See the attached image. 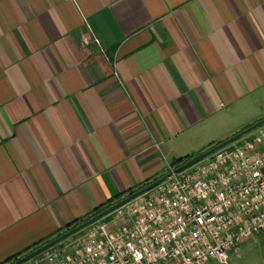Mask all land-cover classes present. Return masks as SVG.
Here are the masks:
<instances>
[{
    "label": "crops",
    "instance_id": "0c3cea01",
    "mask_svg": "<svg viewBox=\"0 0 264 264\" xmlns=\"http://www.w3.org/2000/svg\"><path fill=\"white\" fill-rule=\"evenodd\" d=\"M262 119L264 0H0V264Z\"/></svg>",
    "mask_w": 264,
    "mask_h": 264
},
{
    "label": "built area",
    "instance_id": "2783aa9c",
    "mask_svg": "<svg viewBox=\"0 0 264 264\" xmlns=\"http://www.w3.org/2000/svg\"><path fill=\"white\" fill-rule=\"evenodd\" d=\"M250 134L121 206L110 221L48 249L36 262L229 264L231 253L264 231V125Z\"/></svg>",
    "mask_w": 264,
    "mask_h": 264
},
{
    "label": "water",
    "instance_id": "95a60500",
    "mask_svg": "<svg viewBox=\"0 0 264 264\" xmlns=\"http://www.w3.org/2000/svg\"><path fill=\"white\" fill-rule=\"evenodd\" d=\"M263 125H264V119H262L261 121L251 125L250 127H247L246 129H244V130L240 131L239 133L233 135L232 137L228 138L227 140L223 141L222 143L217 144V145L213 146L212 148H210V149H208V150H206V151H204L198 155L191 157L185 163H183L179 167L173 169L169 173L163 175L159 179H157V180L153 181L152 183L146 185L145 187L141 188L140 190H138L134 193H131L130 195H128L124 199L118 201L116 204L110 206L109 208H107L104 211L96 214L95 216L89 218L88 220L80 223L79 225L73 227L72 229L64 232L60 236L56 237L55 239L49 241L48 243H46L43 246L39 247L38 249L32 251L31 253L21 257L20 259H18L17 261H15L11 264H22L26 261H29V260L37 257L38 255L42 254L43 252L47 251L48 249L56 246L59 243H62L63 241L67 240L68 238L72 237L73 235L77 234L78 232L89 227L90 225L100 221L101 219L105 218L106 216H109L110 214H112L115 210H117L121 206L125 205L126 203L130 202L134 198H136V197L148 192L149 190L153 189L154 187H156L157 185H159L160 183H162L164 180L171 177L172 175L180 173V172L194 166L195 164L201 162L202 160L209 157L210 155H212L216 151L236 142L237 140H239L242 137L250 134L251 132L255 131L256 129L260 128Z\"/></svg>",
    "mask_w": 264,
    "mask_h": 264
},
{
    "label": "trees",
    "instance_id": "16d2710c",
    "mask_svg": "<svg viewBox=\"0 0 264 264\" xmlns=\"http://www.w3.org/2000/svg\"><path fill=\"white\" fill-rule=\"evenodd\" d=\"M246 136H247V135H246ZM220 143H222V142H220ZM220 143H218V144H220ZM216 145H217V144H216ZM213 146H215V145H213ZM213 146L209 147L208 149L212 148ZM208 149H207V150H208ZM188 159H190V157H189V158H188V157H185V158H179V159H174V160H172V162H171V166H172V167H171V168H172V169H175V168L179 167V166L182 165L184 162H186ZM172 169H171V170H172ZM157 179H159V177L155 178L153 181H155V180H157ZM153 181H151L150 183H152ZM150 183H147V184H145V185L139 187L138 190H140L141 188L145 187L146 185H148V184H150ZM138 190H135V191H133V192H131V193H134V192H136V191H138ZM117 202H118V201H114V200H113V201H110V202L107 203L106 205L96 208V209L94 210V212L92 213V215L89 216V217H87L86 219H82V220L75 221V222H73V223L68 224V225L66 226V228L64 229V231L60 232L56 237L60 236V235L63 234L64 232H66V231L72 229L73 227L79 225L80 223H82V222L88 220L89 218L95 216L96 214H98V213L104 211L105 209L109 208L110 206L116 204ZM108 217H110V215H109V216H106L105 218L101 219L100 221H102V220H104V219H107ZM98 222H99V221H98ZM87 228H88V227H87ZM85 229H86V228H85ZM85 229H84V230H85ZM84 230L78 232L77 234L73 235L72 237H74V236L80 234V233L83 232ZM56 237H55V238H56ZM55 238H54V239H55ZM68 239H69V238H68ZM52 240H53V239H52ZM49 241H51V240H44V241H41V242H39L38 244L34 245L33 247L29 248V249H28L27 251H25L24 253L18 254V255H16V256H14V257L8 259L6 262L1 263V264H11V263L17 261L18 259H20L21 257H23V256H25V255L31 253L32 251H34V250L38 249L39 247L43 246L44 244L48 243ZM38 256H39V255H38Z\"/></svg>",
    "mask_w": 264,
    "mask_h": 264
},
{
    "label": "rangeland",
    "instance_id": "374dc122",
    "mask_svg": "<svg viewBox=\"0 0 264 264\" xmlns=\"http://www.w3.org/2000/svg\"><path fill=\"white\" fill-rule=\"evenodd\" d=\"M200 154V153H199ZM195 156V155H194ZM185 163V162H184ZM111 215H110V217H108L107 219H104V220H102L101 222H105V221H110L111 220ZM84 232H86V231H84ZM84 232H82L81 234H83ZM73 238H75V236L74 237H70L69 239H67V240H65V241H63V242H69L71 239H73ZM60 244V243H59ZM36 261V260H35ZM35 261H34V258L33 259H31V260H29V261H26V262H24V263H22V264H35Z\"/></svg>",
    "mask_w": 264,
    "mask_h": 264
}]
</instances>
